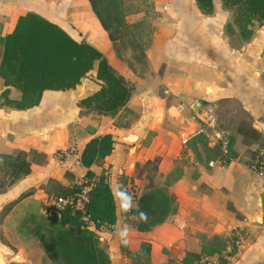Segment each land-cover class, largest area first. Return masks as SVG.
Here are the masks:
<instances>
[{
	"label": "crops",
	"instance_id": "crops-1",
	"mask_svg": "<svg viewBox=\"0 0 264 264\" xmlns=\"http://www.w3.org/2000/svg\"><path fill=\"white\" fill-rule=\"evenodd\" d=\"M149 1L155 19L145 52L148 67L136 73L117 57L87 0H0L1 36L13 30L20 15L38 13L100 50L133 85L125 107L111 117L79 106L100 87L96 68L73 88L44 90L37 105L24 109L2 103L4 96L18 100L21 93L0 77V155L22 150L30 161V173L0 192V213L22 192L31 191L0 216V264H54L21 224L45 214L55 193L49 183L68 185L87 170L81 163L61 165L56 153L71 150L79 159L90 138L111 133L114 139L129 132L137 135L133 145L114 140L112 153L90 169L96 175L103 172L112 191L124 175L123 186L135 184L140 192L142 165L158 156V170L169 182L177 210L152 230L137 231L126 224L117 204L116 224L99 229L89 225L109 243L110 259L119 251L114 243L119 230L127 226V250L134 253L143 242L150 244V264L167 261L165 247L173 246L184 257L186 244L199 246L214 236L221 239L217 255L232 244L229 264H264V178L249 169L257 149L264 146V24L255 25L253 36L243 41L236 33L225 32L231 11L221 0H213L211 15L202 13L195 0ZM144 15L136 8L126 18L134 21ZM1 52L0 45V60ZM206 102L217 104L218 126L232 132L226 167L209 166L211 159L220 158L221 150L195 140V111ZM127 115L135 116L134 121L115 125L118 117ZM118 261L132 264L122 250Z\"/></svg>",
	"mask_w": 264,
	"mask_h": 264
},
{
	"label": "trees",
	"instance_id": "trees-1",
	"mask_svg": "<svg viewBox=\"0 0 264 264\" xmlns=\"http://www.w3.org/2000/svg\"><path fill=\"white\" fill-rule=\"evenodd\" d=\"M87 1L107 32L117 57L138 73L116 47L121 28L131 25L125 20L128 13L125 1ZM195 1L202 13H213V0ZM221 3L224 9L231 11V19L225 25L227 34L236 33L240 39L247 41L254 34V26L264 24V0H221ZM137 23H132V26ZM151 41L152 37L145 48L140 46L138 49L143 61H147L145 52ZM0 45V77L5 85L13 86L21 93L20 99L12 100L2 92V103L12 108L24 109L37 105L46 89L73 88L94 68L96 78L101 83L97 91L79 101V106L85 111L115 117L133 93V85L108 62L100 50L85 40H76L62 27L38 13L27 12L20 15L13 30L4 36L0 35ZM196 135L195 140L206 146L204 136ZM113 143V135L104 133L90 138L81 150L79 160L81 165L87 168L84 178L90 185L84 212L65 207L59 211V215L45 212L31 216L21 224L25 232L40 242L46 256L55 264H111L110 256L101 246L97 233L89 228L83 217L87 216L96 229L117 222V203L113 199V191L106 176L103 172L96 175L90 169L93 164H102L105 157L112 153ZM158 162L159 157L155 156L142 165L139 174L141 189L135 198V205L128 212L120 209L126 224L137 231L152 230L177 210L176 198L168 190L169 182L163 181ZM0 170H3L0 192H3L30 173L27 153L20 150L14 154L0 155ZM57 184L59 191L52 190L55 192L54 196L73 195L81 189V185L76 182L73 185ZM30 193L31 191L22 192L16 199L7 203L0 216L3 217L13 205ZM140 213H144L147 219H142ZM174 222L179 227L183 225L180 220L174 219ZM220 240L214 236L209 244H186L185 257H190L189 263H195L202 254L219 253ZM188 245H195L196 249L190 251ZM122 250L131 258L132 264H150V244L143 242L134 253L124 248Z\"/></svg>",
	"mask_w": 264,
	"mask_h": 264
},
{
	"label": "built area",
	"instance_id": "built-area-1",
	"mask_svg": "<svg viewBox=\"0 0 264 264\" xmlns=\"http://www.w3.org/2000/svg\"><path fill=\"white\" fill-rule=\"evenodd\" d=\"M217 104L215 102H206L201 105L194 115V119L197 121L198 128L195 134H201L206 140V144L210 147H218L221 150L222 155L219 159H211L208 164L211 167L220 166L226 167L230 159L228 158L229 147L232 138V132L228 129L218 126L216 117ZM57 161L64 166H70L72 164H79L80 160L75 159L68 152L58 151L56 153ZM249 169L255 173L258 177L264 178V146L257 149L254 159L249 164ZM78 185H81V189L73 195L68 196H53L52 203L47 206L45 212L47 214L59 215V211L62 208L70 207L75 210H80L84 212V205L88 200V191L90 190V185L87 184L84 176L77 181ZM135 199L139 194V189L135 184L126 183L123 186ZM83 219L88 225L95 226L94 223L88 220L87 216ZM229 248V246H228ZM194 264H221L218 261H209L200 259Z\"/></svg>",
	"mask_w": 264,
	"mask_h": 264
},
{
	"label": "rangeland",
	"instance_id": "rangeland-1",
	"mask_svg": "<svg viewBox=\"0 0 264 264\" xmlns=\"http://www.w3.org/2000/svg\"><path fill=\"white\" fill-rule=\"evenodd\" d=\"M125 8L128 11V13L126 14V16L130 15L131 13H133V10L136 8H141L144 12L145 15L143 17H141V19H136L134 21H132V19H127L125 17V20H127V22L131 25L125 26L121 28V33H120V39L118 40V42L116 43V47L118 48V51L120 52V54L124 57V59L129 60V62H131L132 67L135 69V71H137L138 73H144L148 67V62L145 60L143 61L141 58L142 56L139 53V47H143L145 48V45L148 43V41H150L152 34H153V19H155V14L153 12L152 9V3L149 0H127L125 3ZM139 22V23H137ZM132 23H137L136 26H132ZM139 45V46H138ZM147 62V63H145ZM135 116L133 115H127V116H123V117H118L115 120V124L118 125L119 127L124 125L125 122H129L131 123L132 121H134ZM70 155L73 154V152L67 151ZM3 177V170H0V178ZM125 176H121L120 177V184L123 185V183H125ZM76 181V180H75ZM74 180L70 181V184H74ZM58 184L51 182L49 183V189L58 192ZM2 217V216H1ZM0 235H1V231H0ZM98 237H100V235L97 233ZM205 239V238H204ZM202 240V242H205L207 244H209L208 240ZM100 244L102 247H104L105 249H107L109 247V243L107 242V240H102L99 239ZM116 243V248L119 249L118 252H115L116 254L112 253L111 257H112V264H121L118 261V256L119 253H121V250L127 249L128 248V244L125 243L121 238H117V240L114 242ZM232 244H229V249L226 250L224 252H221L220 254H202L201 256H199V259H203V260H209V261H218L221 264H229V259L227 258V254L228 252L232 251L231 248ZM195 245H188V248L190 251H193L196 249V247H194ZM122 252L124 253V251L122 250ZM163 252L166 253L168 255L167 261L164 262L163 264H194V262L189 263L188 261H190V257H185L186 254L184 255V257H179L177 255L176 250L173 248V246H169V247H165L163 248ZM186 259V260H185ZM198 259V260H199ZM197 261V260H196ZM130 263V262H129ZM55 264V263H54ZM131 264V263H130Z\"/></svg>",
	"mask_w": 264,
	"mask_h": 264
},
{
	"label": "clouds",
	"instance_id": "clouds-1",
	"mask_svg": "<svg viewBox=\"0 0 264 264\" xmlns=\"http://www.w3.org/2000/svg\"><path fill=\"white\" fill-rule=\"evenodd\" d=\"M113 199L121 208L122 211L128 212L132 204L131 194L123 187V185H118L115 190H113ZM142 219H147V216L144 213H140ZM128 234V227L125 226L122 230H119L120 238L127 243L126 237Z\"/></svg>",
	"mask_w": 264,
	"mask_h": 264
},
{
	"label": "water",
	"instance_id": "water-1",
	"mask_svg": "<svg viewBox=\"0 0 264 264\" xmlns=\"http://www.w3.org/2000/svg\"><path fill=\"white\" fill-rule=\"evenodd\" d=\"M193 108L197 109L198 108L197 104L194 105ZM136 139H137V135L134 132H129L127 134L114 137L115 141L126 145H133Z\"/></svg>",
	"mask_w": 264,
	"mask_h": 264
}]
</instances>
